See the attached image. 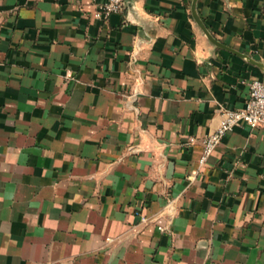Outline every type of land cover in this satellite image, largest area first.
I'll return each mask as SVG.
<instances>
[{
	"label": "crops",
	"instance_id": "1",
	"mask_svg": "<svg viewBox=\"0 0 264 264\" xmlns=\"http://www.w3.org/2000/svg\"><path fill=\"white\" fill-rule=\"evenodd\" d=\"M104 2L0 0V264H264V0Z\"/></svg>",
	"mask_w": 264,
	"mask_h": 264
},
{
	"label": "built area",
	"instance_id": "2",
	"mask_svg": "<svg viewBox=\"0 0 264 264\" xmlns=\"http://www.w3.org/2000/svg\"><path fill=\"white\" fill-rule=\"evenodd\" d=\"M125 0H106L94 13L95 18L107 19L111 13L122 11ZM248 96L245 105L239 109H224L218 126L200 140L201 154L199 164H203L207 157L222 139L240 124L247 125L251 129L264 128V79H253L247 82ZM194 139L189 138L188 143ZM150 218L140 216L139 221L132 228L147 225ZM161 228V227H159Z\"/></svg>",
	"mask_w": 264,
	"mask_h": 264
},
{
	"label": "water",
	"instance_id": "3",
	"mask_svg": "<svg viewBox=\"0 0 264 264\" xmlns=\"http://www.w3.org/2000/svg\"><path fill=\"white\" fill-rule=\"evenodd\" d=\"M195 1H196V0H193V4H192V12H193V16L195 17V19L198 20L197 16L194 15V13H195ZM126 2H127V0H125V3H126Z\"/></svg>",
	"mask_w": 264,
	"mask_h": 264
}]
</instances>
